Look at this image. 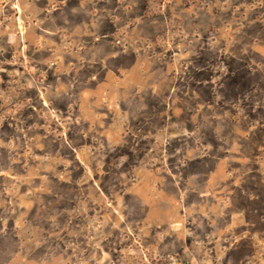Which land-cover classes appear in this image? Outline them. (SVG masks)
<instances>
[{"label": "rangeland", "instance_id": "1", "mask_svg": "<svg viewBox=\"0 0 264 264\" xmlns=\"http://www.w3.org/2000/svg\"><path fill=\"white\" fill-rule=\"evenodd\" d=\"M0 264H264V0H0Z\"/></svg>", "mask_w": 264, "mask_h": 264}]
</instances>
